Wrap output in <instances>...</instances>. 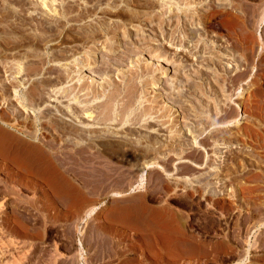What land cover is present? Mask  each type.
Wrapping results in <instances>:
<instances>
[{"label": "rangeland", "instance_id": "rangeland-1", "mask_svg": "<svg viewBox=\"0 0 264 264\" xmlns=\"http://www.w3.org/2000/svg\"><path fill=\"white\" fill-rule=\"evenodd\" d=\"M137 1L117 3L145 11L151 21L145 16L127 21L132 39L122 38L121 29L116 34L122 46L142 44L148 59L143 64L162 52L170 66L156 93L168 88L169 79L183 91L194 79L200 87L186 90L193 102L189 112L210 111L207 117L184 118L175 107L167 124V117H158L142 128L162 142L171 127L206 129L165 143L160 150L165 159L155 157L163 167L149 166L142 185L141 162L68 156L106 125L84 132L75 145L64 141L67 134L60 129L65 122H90L80 114L76 121L68 108L72 101L60 92L88 83L80 70L87 75L97 70L107 54L97 44L95 62L80 69L79 52L93 44L65 35L104 22L120 25L124 17L97 10L79 21L74 14L84 9V0L73 3L69 19L52 11L60 0L52 8L40 0H0V119L6 121L0 123V264H264V0H195L189 17L168 12V0H153L158 5L145 10ZM181 31L190 39L181 41ZM23 33L45 36L32 44L23 42ZM169 34L176 36L174 45L167 42ZM32 61L35 70L24 72ZM19 63L23 71L17 74ZM67 65L74 67L69 76ZM55 71L64 74L60 82L54 81ZM36 87L45 88L43 101L21 105V97Z\"/></svg>", "mask_w": 264, "mask_h": 264}, {"label": "bare ground", "instance_id": "bare-ground-1", "mask_svg": "<svg viewBox=\"0 0 264 264\" xmlns=\"http://www.w3.org/2000/svg\"><path fill=\"white\" fill-rule=\"evenodd\" d=\"M56 1L57 0H40V3L41 5L45 7L49 6L52 8ZM60 1H61L59 4L60 8L57 9L56 7H53L52 11L57 12V14L60 15V17H65L69 19L70 15L74 13L73 3L77 0L75 1L73 0L74 1L73 3H68L63 6H62V2H64V0H60ZM117 1L118 0H111V1L110 0H84V2L86 3L84 9L78 10L77 13L74 14L75 18L79 19V18L92 16L93 14L97 13V10H99L98 12L102 15H105V16L108 15L110 17L112 15L114 16L117 15L121 17L123 16L124 20H123V23L120 25L118 23L117 24H109V23L106 24V22H104V23H101L99 26L95 25L96 27L94 26H92L91 28L89 27L85 31L84 29L79 28L77 29V31L74 30L75 32L73 33L67 32V34L65 35V38H68L72 40L73 42H79L80 44H84V43L93 44L91 46H88V48H86V50L83 53L79 52L78 54L79 56L82 54L84 55L81 62H78V64L76 65L80 67V69L83 68V66H88L95 62L97 44H99L102 48H104V51L106 50L107 54L106 56L103 55V57L105 56V58H103L102 64L97 70L91 71L88 75L87 73H84V70H80L81 72L80 78L86 77L88 79L87 80L88 83L86 84L82 83L78 87L76 92H74L75 86H72L69 88L65 87L61 90L62 93L60 92V94H64L63 96L64 97L66 96L68 98V101L69 100L72 101L71 105L69 103L70 105L69 107L67 103L66 108L68 107L69 109H71L72 113L74 114L73 117L75 118L77 116L82 115L83 117L89 118L88 121L90 122L85 123L84 121H80L79 123L77 122L70 126H67L69 124H67L66 126H63L66 124L65 122V124H63L61 127L60 126L58 127H60V129L64 132L63 134H67L66 139L64 141L73 142L75 145L76 138L81 139V136L84 135L85 133H87L86 135H88V133L95 132L96 128L98 129L101 128L99 127L100 126L99 124L106 125V127H104L106 129L103 133H100L97 135L96 134L90 135L86 137L84 141H82L83 139H81L83 143L81 142L80 143L81 145H79V147H77L76 149L74 148L73 152H68V156H73V157L81 158V159H87L90 162L91 161L100 162L104 159L105 161L106 159L116 160L117 158H119V160L124 158V159H132L134 161L141 162V165L142 163L143 165L139 169L140 174H141V177H140L141 179L138 185H142L144 182L146 170L149 166L156 165V167L158 168L163 167L161 166L162 164L159 165L160 163H158L155 160V157H158V158L162 157L163 159H165V156L167 154H164L163 156H161L162 154L160 155V150L163 148L165 143H169L173 139L177 140V138L180 137L182 133L185 134L186 132H189L190 134H197V135L200 134L201 135L206 130L205 128L204 130H202L201 128L200 129L201 131H200L198 128H196V124H193L191 126L186 125L184 132H181V131L185 125L181 126L182 128L175 127V130H171L172 128L171 127L168 135H166V138L162 142V139L157 134L153 133L152 131L151 132L148 131V133L143 132V133H147L143 135V133L140 132L142 128L144 130V128L146 129V128L151 127V125L154 123L153 119L155 118L157 119L158 117H162V118L167 117V119L164 120L163 122V124H167V122H169L170 117L174 113V111L175 112L180 111V115L183 116L184 118H188V116H190L191 114L193 116L195 115L196 118H203V116H205L204 113L207 114L208 109H205V111L202 109L204 112H202V110L200 109L201 111L199 110L200 112L199 114L197 111H194V108H195L194 107V108H191V112H189L190 107L193 105V102L188 96L187 91L197 90L198 87H200L196 83L194 84V79L184 85V87L186 86L185 88L187 91L185 90V88H184L185 91H183L182 89L176 90V88L179 85L176 84L177 82H173V79L172 80L169 79L170 81L169 80L166 81L168 84V88L163 89L162 93L160 92L156 93V90H157L156 84L159 83L160 79L162 78V75L166 72L168 66H170L169 64L170 62L168 61V58L166 59L163 56H162L163 58H160L162 52L160 53L158 52L155 55V57H153L152 59L153 62H148V63L143 64L142 63L144 62L142 61V59L144 58L143 51L145 52L146 48H143L142 44L138 46L137 44L133 45L134 47H130V46L128 47L126 45L122 46V41L120 40V37L116 33L120 32L122 29L121 31L122 38H124L126 41L128 38H131L130 30L125 28L126 25L128 24L127 21L136 20L137 18H140L141 16L144 17L145 11L143 13L142 12L143 10L140 11V10H134V9L119 8ZM90 3L91 5H89ZM137 3L139 4L140 7H144L142 8L144 10L158 5V3H156L153 0H142V1L138 0ZM165 4L167 5L169 4L168 12L177 10V11H182V14L184 13L185 16H188L189 14L188 11L192 9L193 5L196 4V2L195 0L193 1L168 0L166 1ZM145 18L151 21L150 17L145 16ZM70 21L71 20H69V22ZM138 22L141 23V21H138ZM50 26L52 27L53 25H50ZM49 30H53V28ZM29 35L30 34L28 35L24 33L22 34L21 39L24 40L23 42L26 41V42H31V43L34 42L35 44H39L40 42L44 40L43 37L45 36L44 35L42 37L41 36L32 37ZM167 36L168 35H166L165 39H167ZM180 36H181L180 37L181 41L186 40L185 38L190 39L189 33L187 31H181ZM168 37H170V39L167 42L171 45H174L176 36L172 37V34H169ZM16 42L18 43V41ZM119 47L123 48L122 54L118 57H113L112 56L113 52H115V50L117 51ZM150 48L147 47V51ZM150 53H152L151 49H150ZM53 55H57V53L54 52ZM79 56H76V57L74 56L72 60H77ZM143 60L147 62L148 59L144 58ZM173 62L175 61L173 60ZM133 63L134 65H132ZM27 64L28 65H26L25 67L23 66L24 67L23 69L22 66L21 67L19 66L20 65L19 63L18 64L19 67L18 66L16 67L15 72H17L18 74L19 72H22L23 70L24 72L28 70H33V69L35 70L36 61H32ZM67 68L68 69L66 68L64 69H66V72H67L66 74L67 76H69L70 75L69 73L73 71L72 69L74 67L73 66L68 67L67 65ZM62 74L63 73L57 71L55 74L56 76L54 78V81L57 82L59 80L60 81L63 80L64 78L62 77L64 76H62ZM72 76H71V80L74 78V77L72 78ZM52 81L53 80H49L48 84L53 85L51 83ZM181 85L182 83L180 84V86ZM53 86H56V85H53ZM203 87H204V95H206L205 94V92L207 91L206 84H204ZM149 89H151L150 95L152 93L150 97L147 96ZM43 90L39 89V87H36L35 89H32L28 92L26 91V93L24 94L25 96L23 95L21 97L23 100H21L22 103L20 104L23 106H25V104L36 106L37 105L36 103H38V101L40 102L43 101V97H42ZM56 92H59V90H57ZM102 96H103L102 100L96 101L100 99V97ZM23 102H25V104ZM184 103L186 105H189L188 108L184 105ZM175 107L176 109L172 111V109H174ZM207 116L208 114L206 115V117ZM75 119L77 121V118ZM236 120L237 119L234 117V120L229 119V122L232 121V123H235ZM173 121L174 119L172 118L171 122ZM0 123L6 124V121L4 120L2 121L0 119ZM228 123L226 125H228ZM110 125H113L115 128H112L113 126H110ZM0 129H2V127H0ZM222 137L223 136L221 135V138ZM142 141H144L146 145L143 144ZM52 142H53V139H52ZM194 142L195 141H193V143ZM178 155H179L178 158H181L180 153ZM108 158H111V159H108ZM192 165L196 166V164H193V163ZM131 189H133V187Z\"/></svg>", "mask_w": 264, "mask_h": 264}]
</instances>
